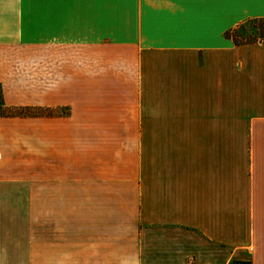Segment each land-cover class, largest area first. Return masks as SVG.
<instances>
[{"label": "crops", "instance_id": "0c3cea01", "mask_svg": "<svg viewBox=\"0 0 264 264\" xmlns=\"http://www.w3.org/2000/svg\"><path fill=\"white\" fill-rule=\"evenodd\" d=\"M264 0H0V264H264ZM239 34V33H238ZM240 35V34H239Z\"/></svg>", "mask_w": 264, "mask_h": 264}, {"label": "trees", "instance_id": "16d2710c", "mask_svg": "<svg viewBox=\"0 0 264 264\" xmlns=\"http://www.w3.org/2000/svg\"><path fill=\"white\" fill-rule=\"evenodd\" d=\"M254 24H256V26L258 28L256 29V32H255L256 36L253 39L250 37L247 38L243 35H239L237 33V30H238L237 28L230 31V32H227L225 35H226V37L231 38L234 41V43L238 44V45L244 44V43H249V42H258V41L264 43V21H262V20L255 21ZM0 95H1V92H0ZM1 105H2V107L13 110V112L12 111L4 112V113L0 112V117L26 116V115L31 114V112L30 113L22 112V111H28V110H30V108H11V107L5 106L3 103L2 96H1ZM17 110H20L21 112H16Z\"/></svg>", "mask_w": 264, "mask_h": 264}, {"label": "rangeland", "instance_id": "374dc122", "mask_svg": "<svg viewBox=\"0 0 264 264\" xmlns=\"http://www.w3.org/2000/svg\"><path fill=\"white\" fill-rule=\"evenodd\" d=\"M258 27L256 26V24H254V23H252V24H248V25H246L245 27H244V29L243 30H241V31H239L238 33L240 34V35H243V36H245V37H250V38H255V32H256V29H257ZM3 110V111H2ZM8 111H12L13 112V110H10V109H7V108H5V107H2V105H1V95H0V112H8ZM16 112H21L20 110H17ZM22 112H27V113H32V112H44V111H34V110H28V111H22Z\"/></svg>", "mask_w": 264, "mask_h": 264}]
</instances>
